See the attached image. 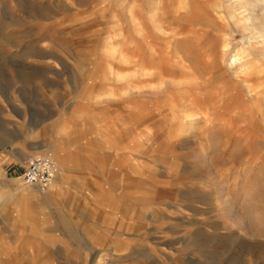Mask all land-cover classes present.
I'll list each match as a JSON object with an SVG mask.
<instances>
[{
	"label": "rangeland",
	"instance_id": "rangeland-1",
	"mask_svg": "<svg viewBox=\"0 0 264 264\" xmlns=\"http://www.w3.org/2000/svg\"><path fill=\"white\" fill-rule=\"evenodd\" d=\"M0 204V264H264V0H0Z\"/></svg>",
	"mask_w": 264,
	"mask_h": 264
},
{
	"label": "built area",
	"instance_id": "built-area-1",
	"mask_svg": "<svg viewBox=\"0 0 264 264\" xmlns=\"http://www.w3.org/2000/svg\"><path fill=\"white\" fill-rule=\"evenodd\" d=\"M58 171L54 156L49 153H37L31 156L22 170V179L29 184H36L41 190H47Z\"/></svg>",
	"mask_w": 264,
	"mask_h": 264
},
{
	"label": "bare ground",
	"instance_id": "bare-ground-1",
	"mask_svg": "<svg viewBox=\"0 0 264 264\" xmlns=\"http://www.w3.org/2000/svg\"><path fill=\"white\" fill-rule=\"evenodd\" d=\"M172 5V4H171ZM237 59H236V57H234L233 58V61L235 62ZM60 149H58L57 147H53L52 148V155L54 156V158L55 157H57V156H55V152L57 153L58 151H59ZM58 158V157H57ZM57 158H56V160H57ZM60 160V163H61V165L59 166V167H61V169H59L60 171H59V174H58V177H60V176H63L64 174H65V166H64V163H63V161H64V157L63 158H61V159H59ZM57 164H58V162H57ZM56 177V176H55ZM55 181V178L53 179V181H52V183L50 184V186L53 184V182ZM60 181V180H59ZM61 183V182H60ZM59 183V184H60ZM57 184V183H56ZM28 185H31V187L32 188H34V186L35 187H37L39 190H41L36 184H29L28 183ZM50 186H49V188H50ZM31 187H30V189H31ZM53 189V188H52ZM27 190V189H26ZM39 190H31V191H29V192H27L26 194H25V197H26V199L27 200H29V198H31V199H34V200H43V198H45L46 197V195H47V193L49 192V189H47V190H41V191H39ZM53 191V190H52ZM23 192V191H22ZM2 201V200H1ZM1 205V204H0ZM1 206H3V204L1 205ZM249 207H251V206H249ZM9 208H12V209H15L16 207L14 206V205H11ZM252 209H255L254 207H251ZM251 208H250V210H251ZM17 210V209H16ZM252 214H256L257 213V211H256V213L254 212V210H252ZM252 214H251V216H252ZM263 216V215H262ZM253 217V216H252ZM251 217V218H252ZM257 217H258V213H257ZM257 217L256 218H253V219H257ZM259 220H260V217L258 218ZM262 219V218H261ZM254 221V220H253ZM252 222V221H251ZM254 223H255V225H256V227H257V229H258V231L260 232V233H264V220H262V221H258V220H256V221H254Z\"/></svg>",
	"mask_w": 264,
	"mask_h": 264
},
{
	"label": "crops",
	"instance_id": "crops-1",
	"mask_svg": "<svg viewBox=\"0 0 264 264\" xmlns=\"http://www.w3.org/2000/svg\"><path fill=\"white\" fill-rule=\"evenodd\" d=\"M57 176H58V171H57V174H56V177H55V181L53 182V184H52V185L50 186V188H49V192H50L51 189L56 185Z\"/></svg>",
	"mask_w": 264,
	"mask_h": 264
}]
</instances>
